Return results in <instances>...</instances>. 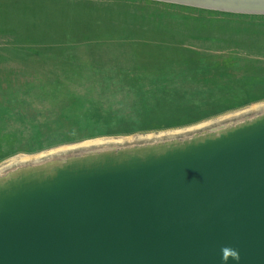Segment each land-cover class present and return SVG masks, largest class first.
Returning a JSON list of instances; mask_svg holds the SVG:
<instances>
[{
	"label": "water",
	"instance_id": "water-1",
	"mask_svg": "<svg viewBox=\"0 0 264 264\" xmlns=\"http://www.w3.org/2000/svg\"><path fill=\"white\" fill-rule=\"evenodd\" d=\"M158 1L264 14V0ZM0 264H264V112L0 173Z\"/></svg>",
	"mask_w": 264,
	"mask_h": 264
},
{
	"label": "rangeland",
	"instance_id": "rangeland-1",
	"mask_svg": "<svg viewBox=\"0 0 264 264\" xmlns=\"http://www.w3.org/2000/svg\"><path fill=\"white\" fill-rule=\"evenodd\" d=\"M27 79L54 87L68 79L66 91L81 96L93 80L115 114L95 134L49 142L55 130L32 128L53 107L27 104L41 111L0 123V173L264 112V14L158 0H0V84L26 101L23 92L37 84Z\"/></svg>",
	"mask_w": 264,
	"mask_h": 264
},
{
	"label": "trees",
	"instance_id": "trees-1",
	"mask_svg": "<svg viewBox=\"0 0 264 264\" xmlns=\"http://www.w3.org/2000/svg\"><path fill=\"white\" fill-rule=\"evenodd\" d=\"M56 81H65L63 83L65 85L61 86L60 84L59 87H54L53 84L45 85V83L50 82L43 79L38 81H32V79L24 80V82L37 83L29 85L26 90L27 93L23 92L26 95V101L19 100L18 93L13 94L8 92L7 89L9 87L6 82L0 84V123L8 120L10 123L15 124L18 118L22 119V121L25 120L24 117L19 115L21 113L41 111V109L29 111L30 109L26 106L29 103L32 109L35 108V105L37 107L43 103L47 104L45 110H47L48 106L53 107L48 114V122L44 124L34 123L32 128L55 130L56 134L50 135L49 142H57L59 139H77L84 135H92L96 133L95 131L107 128L106 124L112 123V117L115 114L112 111V101L104 100L109 98L104 97V95L101 97L98 93L102 90V86L98 85V88L95 89V81H88L90 83L87 84L88 87L85 90V94L81 96L71 90L66 91L68 87H71V83L67 82L69 81L68 79ZM103 82V85L107 83V81ZM18 87L17 90L20 89L21 85H18ZM96 113L100 114L96 115ZM101 116L102 119H100ZM3 131L4 129L0 131V136Z\"/></svg>",
	"mask_w": 264,
	"mask_h": 264
},
{
	"label": "clouds",
	"instance_id": "clouds-1",
	"mask_svg": "<svg viewBox=\"0 0 264 264\" xmlns=\"http://www.w3.org/2000/svg\"><path fill=\"white\" fill-rule=\"evenodd\" d=\"M221 251H222L223 260H227L230 256L233 259H237V260L239 259L238 252L235 249H232L230 247H222Z\"/></svg>",
	"mask_w": 264,
	"mask_h": 264
},
{
	"label": "bare ground",
	"instance_id": "bare-ground-1",
	"mask_svg": "<svg viewBox=\"0 0 264 264\" xmlns=\"http://www.w3.org/2000/svg\"><path fill=\"white\" fill-rule=\"evenodd\" d=\"M17 164V163H16Z\"/></svg>",
	"mask_w": 264,
	"mask_h": 264
}]
</instances>
